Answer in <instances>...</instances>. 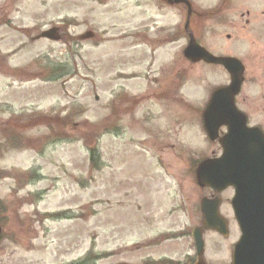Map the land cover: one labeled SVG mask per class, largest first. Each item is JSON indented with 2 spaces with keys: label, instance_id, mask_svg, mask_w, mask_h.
Listing matches in <instances>:
<instances>
[{
  "label": "rangeland",
  "instance_id": "1",
  "mask_svg": "<svg viewBox=\"0 0 264 264\" xmlns=\"http://www.w3.org/2000/svg\"><path fill=\"white\" fill-rule=\"evenodd\" d=\"M13 1L24 25L45 14L62 38L37 42L3 65V99L14 102L17 118L0 113V264H71L86 256H97L94 264H147L193 256L190 232L211 194L197 184L192 165L221 150L191 111L199 113L230 76L196 66L183 81L184 99L171 102L165 90L176 47L161 46L159 31L183 25L185 8L162 10L159 0ZM190 1L196 11L210 8L211 0ZM87 31L94 37L83 39ZM46 51L60 69L51 85L33 76ZM91 148L99 152L96 165ZM232 194H219L231 234H205L207 264L230 261L238 235Z\"/></svg>",
  "mask_w": 264,
  "mask_h": 264
},
{
  "label": "flooded vegetation",
  "instance_id": "2",
  "mask_svg": "<svg viewBox=\"0 0 264 264\" xmlns=\"http://www.w3.org/2000/svg\"><path fill=\"white\" fill-rule=\"evenodd\" d=\"M159 2V6L160 8H162V10H165L166 7L168 8L179 6H183L186 10V18L183 25H173L171 26L170 30H168L169 28L166 29V27H162L159 31L161 35V40L159 41L162 42L161 46L172 44L176 47V58L172 64V79L171 82H169L167 89L165 90V92L168 91V94L172 95L171 102L174 104L173 99L179 100L178 96L184 99L181 94L182 86H184L183 81L196 66L200 65L202 68H205L206 66H215L217 68L223 69L230 76V73L221 64L209 63L203 59L197 61L188 59L185 56L184 51L185 48L189 45L191 39H193L198 45L205 48L214 56L233 57L240 60L244 68V80L241 86V91L235 98L236 108L240 113L245 115L247 124L250 127L259 129L264 136V0H217L214 3L213 0H211L208 2L210 8H208L204 12L194 10L192 2L190 1L192 5L191 14H189V8L186 3H175L174 1L171 2L170 0H159ZM48 5L50 7V3H48ZM13 6V0H7L6 2L2 3L0 2V76L3 75V65L10 62V60L13 59L14 56H17L22 49L32 47L34 44L42 40H45V42L47 41V43L52 42L50 31L52 30V28H54V25H52L50 16L46 17L45 14L42 15L40 13L38 16H36L37 19L32 25H24L23 22H21L22 18L19 16V13L16 14L17 10L14 9ZM231 13H234L237 17H239V20H236L234 18L229 19V14ZM222 16H224V18L222 20H219V17ZM194 17L205 21V23L201 24L200 21L194 19ZM57 28H59L60 32L61 27L57 26ZM144 37L147 40L149 38L147 33L144 35ZM182 38L184 39L183 42H181ZM155 50L156 49L154 48L152 51L153 55L155 54ZM50 54V51H46L44 64L45 66L41 68V72L34 73L33 76L36 78L39 76L45 79L51 85V83L54 81L53 77L59 74L57 72H54V68H52L51 66ZM12 69L15 70L14 67H12ZM30 75H32V72L29 73V76ZM135 77L139 76L136 75ZM3 83L4 82H2L0 78V113L5 114V112H12V114H10L9 116L13 117V119H16L17 117L15 115L17 114H15L12 110L14 102L11 103L3 99V91L5 90V86L3 88ZM229 83L220 86H226ZM11 87V84L7 85L8 90L14 89ZM245 92H251L252 96L255 98L253 99V104H249ZM15 95L16 94L14 93V96ZM114 103L116 102L114 101ZM206 107L207 104L203 105L199 113L191 111L193 113V116L195 117L196 123L201 122L205 133L206 130L204 128L203 118ZM176 108L175 109L178 110L177 112H180L182 110V108L180 107ZM183 109L185 113H189L185 108ZM0 122H5L3 120V117H1ZM15 122L17 121H14L13 123ZM64 123L67 125V120H65ZM226 132L227 126L222 125L218 130L219 134L215 140H211L206 133L207 139L211 143H217L220 147L221 152H211L210 155L205 156L203 159L215 158L222 154L223 148L220 143V138ZM1 150H3V146H0V153ZM198 164L199 162H195L192 165L191 171L194 172V175H196ZM205 188L210 191L211 196L208 197L212 198L220 197L219 194L230 189L234 192V189H232L231 187L225 189V191L223 192H217L211 187ZM3 204L4 200L0 196L1 226L3 224ZM201 216L202 219L200 225L195 226L190 232L193 238L195 254L193 256H188L187 260H185L184 262L173 260L171 261L172 264H175V262H177V264H197L200 261H203L204 264H207L203 258V254L205 252L204 250L206 248L204 240L205 234L208 232H214L225 238H228V236L231 234L232 228H229L228 221L227 235H222L218 231L204 226L202 211ZM197 227L202 232L204 240V250L202 255H198L196 252L194 230ZM236 229L238 235L236 239L230 244L228 250L229 259H232L234 247L241 236L239 227H236ZM156 263L157 262L154 261L147 262V264ZM228 264H231L230 261H228Z\"/></svg>",
  "mask_w": 264,
  "mask_h": 264
},
{
  "label": "water",
  "instance_id": "3",
  "mask_svg": "<svg viewBox=\"0 0 264 264\" xmlns=\"http://www.w3.org/2000/svg\"><path fill=\"white\" fill-rule=\"evenodd\" d=\"M186 3L189 14L192 5L188 0H170ZM57 28L50 37L59 40ZM88 32L84 38H90ZM187 58L222 64L231 75V83L217 88L204 112V126L210 139L218 137L222 125L228 132L220 138L223 154L218 158L203 160L197 169L200 186H210L222 191L229 186L235 188L232 205L242 229V236L235 246L233 264H264V136L257 128L247 125L246 117L236 108L235 97L240 93L244 80V68L240 60L233 57H217L191 39L185 48ZM220 200L204 198L201 208L203 223L226 235V222L219 214ZM0 227V235H1ZM198 253H202L203 240L199 229L195 231ZM203 264V263H199Z\"/></svg>",
  "mask_w": 264,
  "mask_h": 264
},
{
  "label": "trees",
  "instance_id": "4",
  "mask_svg": "<svg viewBox=\"0 0 264 264\" xmlns=\"http://www.w3.org/2000/svg\"><path fill=\"white\" fill-rule=\"evenodd\" d=\"M90 152H91V160L96 165L98 163V157H99L98 149L91 148ZM60 215L61 214H55L54 217H62ZM96 258L97 256H86L82 260L77 261L75 263H71V264H94V262L96 261Z\"/></svg>",
  "mask_w": 264,
  "mask_h": 264
}]
</instances>
